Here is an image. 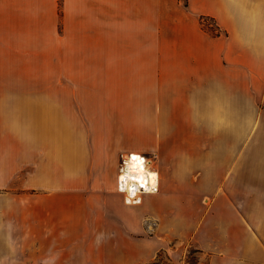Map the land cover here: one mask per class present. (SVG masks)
<instances>
[{"label": "crops", "instance_id": "obj_1", "mask_svg": "<svg viewBox=\"0 0 264 264\" xmlns=\"http://www.w3.org/2000/svg\"><path fill=\"white\" fill-rule=\"evenodd\" d=\"M188 2L0 0V264H264V0ZM45 51L70 84L45 85ZM131 138L157 193L118 187Z\"/></svg>", "mask_w": 264, "mask_h": 264}, {"label": "rangeland", "instance_id": "obj_2", "mask_svg": "<svg viewBox=\"0 0 264 264\" xmlns=\"http://www.w3.org/2000/svg\"><path fill=\"white\" fill-rule=\"evenodd\" d=\"M176 3V2H175ZM174 3V8L176 4ZM178 5H181L182 7H187L189 5L188 0H178ZM168 11V7L166 9ZM169 13L163 12V21H168ZM189 17V16H188ZM192 17V16H191ZM190 19V18H189ZM201 21L203 23V29L207 30V32L211 33L212 35L214 33H220L221 30L218 28L215 20L202 16ZM163 31L165 32L164 36L166 35L167 38H169V28L167 27V24H163ZM52 48L56 49V46H51ZM46 56H49L46 58ZM171 62L169 61H146L144 64V72H168L169 65ZM115 67V72H126V65L127 63L125 61H115L113 62ZM61 62L56 59V51L52 52L49 51V53H46L45 51V85H51V86H57L59 84H70V79L68 78V72H62L61 71ZM86 65L88 66V62H86ZM125 65V66H123ZM77 75L79 77H85L88 76L87 72H77ZM125 92V91H124ZM124 92L123 95H124ZM146 101H145V108L142 109L145 114L146 119V127L148 131L154 132L157 130V124H155L156 121V114L158 110L154 106L153 101V93L147 92L145 94ZM143 108V105H142ZM132 123V122H131ZM133 127V126H131ZM153 144L154 142L151 140H145L144 142H138V140H134L131 138L130 145H141V149L138 152H142L149 156L150 159H154V152H153ZM122 157H120V160L118 161V165L122 163ZM119 165V166H120ZM147 229L150 234L154 233V230L158 229V222H155L154 220H147ZM169 245L172 246L176 243L175 239L169 240ZM186 251V250H185ZM181 262V264H200V256L199 254H194L193 251L189 250L186 251V253H183L181 257L177 259ZM146 264H178V262L173 258L171 255V251L169 248H163L156 257L147 262Z\"/></svg>", "mask_w": 264, "mask_h": 264}, {"label": "built area", "instance_id": "obj_3", "mask_svg": "<svg viewBox=\"0 0 264 264\" xmlns=\"http://www.w3.org/2000/svg\"><path fill=\"white\" fill-rule=\"evenodd\" d=\"M133 157L142 159L144 174H147V172L145 171L148 168L155 169L153 165L150 166V162L152 161V159H150L149 156L142 152L133 151L123 154L122 163L120 165L119 174L117 178L119 189L128 194L133 193L130 191H136V195L141 193H157L159 191L160 186L159 179L157 181V184L152 186V184L148 180L144 182L141 179H135L133 178V176H131L129 171V163L133 160H138L133 159Z\"/></svg>", "mask_w": 264, "mask_h": 264}, {"label": "bare ground", "instance_id": "obj_4", "mask_svg": "<svg viewBox=\"0 0 264 264\" xmlns=\"http://www.w3.org/2000/svg\"><path fill=\"white\" fill-rule=\"evenodd\" d=\"M142 159L139 158L138 160H133L129 163V171L131 176H133V178L135 179H141L142 181H149L152 186L157 184V181L159 179V172L157 169H152V168H148L146 169L145 172H147V174H144L143 172V163H142ZM153 165L152 161L150 162V166ZM145 167V166H144ZM133 192L129 195L131 196H135V192L136 191H130Z\"/></svg>", "mask_w": 264, "mask_h": 264}, {"label": "trees", "instance_id": "obj_5", "mask_svg": "<svg viewBox=\"0 0 264 264\" xmlns=\"http://www.w3.org/2000/svg\"><path fill=\"white\" fill-rule=\"evenodd\" d=\"M213 35L217 36V35H220V33H214ZM195 253V250H191Z\"/></svg>", "mask_w": 264, "mask_h": 264}, {"label": "snow or ice", "instance_id": "obj_6", "mask_svg": "<svg viewBox=\"0 0 264 264\" xmlns=\"http://www.w3.org/2000/svg\"><path fill=\"white\" fill-rule=\"evenodd\" d=\"M133 159H138L137 157H133Z\"/></svg>", "mask_w": 264, "mask_h": 264}]
</instances>
